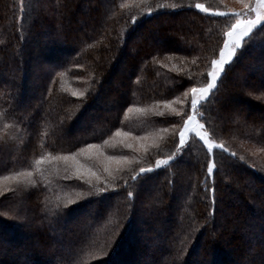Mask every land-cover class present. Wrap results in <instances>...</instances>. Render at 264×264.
Segmentation results:
<instances>
[{"label":"trees","instance_id":"trees-1","mask_svg":"<svg viewBox=\"0 0 264 264\" xmlns=\"http://www.w3.org/2000/svg\"><path fill=\"white\" fill-rule=\"evenodd\" d=\"M205 1L209 2L207 7H220L212 0ZM196 2L28 0L26 10L22 11L20 0H0V177L12 176L24 165L29 170L36 168L29 161L38 158L41 148L47 149L45 154L74 152L87 144H102L115 135L116 129L126 131L128 124L138 128L136 134L150 127L160 132L157 140L141 153L126 152L137 161L135 167H152L157 158H166L176 151L178 139L172 125L181 126L182 121L171 113L173 109L188 110V98L182 93L193 85L201 87L208 82L205 73L209 71V61L222 46L223 32L232 22V18L179 7ZM165 3L169 7H157ZM172 4L178 7H170ZM149 6L154 11L145 13ZM133 15L137 17L134 25ZM137 35L139 43L133 54L128 45ZM252 36V46L242 52L238 50V59L225 66L222 83L218 81L219 91L210 94L197 109V118L205 125L209 137L216 144L222 142L227 149V152L212 149L216 170L211 178L206 172L209 151L194 134H190L182 156L169 166L137 181L131 180L126 172L115 173L128 179L127 189L121 186L108 195L80 196L83 200L77 204L60 203L58 197L63 194L60 191L57 194L53 187L65 189L61 182L44 181L43 187L38 177L37 184L29 185L28 190L19 188L15 193L23 191L21 197L33 206L30 216L43 225L41 229L35 227L37 234L30 244L37 242L45 249L53 246L60 249L61 244L44 221L45 215L57 210L70 220L79 217V211H88V204L93 203L97 205L96 211L93 215L87 213V217H97L89 232L95 233L88 236L94 244L88 245L86 256L101 254L106 243L110 247L105 258L91 264H113L126 248L127 256L132 257L120 264L139 260H143L141 264H165L167 258L173 264H234L237 258L248 264H264V119L255 114L264 103V29L257 26ZM244 43H249L247 38ZM122 45L125 48L119 57ZM117 57L126 60L121 70L123 75L113 82L125 89H104V76ZM44 70L46 77L41 80L40 91L27 94L32 89L30 83L39 81ZM30 73L35 76L29 77ZM66 85H73L77 93L84 95H73ZM99 94L103 95L104 104L112 103L110 111L98 117L100 123L95 124L94 115L86 120L85 129L68 132L85 117L88 106ZM28 98L37 104L30 109V116L19 110V104ZM166 101L172 104L168 106ZM180 101H184L183 106ZM239 103L247 104L248 109L236 111ZM128 108L134 109L129 118H124ZM22 125L28 132H24ZM17 126H20L18 135H23L25 141L24 150L17 146L18 151L13 150V143L4 145V141L13 140ZM20 151L26 162L14 164ZM97 183L105 188L102 182ZM18 185L19 182L12 184L15 190ZM213 186L214 200L210 191ZM128 190L133 191L134 198L126 197ZM85 191L88 190L79 193ZM72 194L69 197L76 199L78 193ZM49 199L59 203L46 211ZM103 200L110 201L113 212L108 214L98 206ZM234 201L241 205H235ZM251 201L261 206L256 209ZM1 211L9 212V209L1 206ZM231 211L233 216L228 218ZM1 226L2 237L18 245L17 253L21 255L15 254L16 249H7L3 256L6 247L0 243V257H7L1 264L61 261L73 264L68 257L58 259L56 252L32 250L28 255L29 246H24L26 230L6 221ZM233 226L238 235L228 230ZM75 229L66 235L67 240L72 241L80 228ZM249 229L259 231L242 232ZM145 230L149 235H145ZM228 238L237 241L232 242L238 249L236 253L230 249L232 244L224 243ZM243 239L258 245L254 253L248 251L250 242L248 247L241 245ZM154 242L158 243L156 248H152ZM143 250L140 254L143 257L139 258L137 255Z\"/></svg>","mask_w":264,"mask_h":264},{"label":"rangeland","instance_id":"rangeland-1","mask_svg":"<svg viewBox=\"0 0 264 264\" xmlns=\"http://www.w3.org/2000/svg\"><path fill=\"white\" fill-rule=\"evenodd\" d=\"M212 1H214L215 3H217L220 6L219 9H223V10H227V9H230V8L239 9V8L242 7V5L239 3V0H212ZM20 3H21V0H20ZM201 3H203L207 7V4L209 2H207L205 0H202ZM27 4H28V0H23V4L21 3V10L22 11L26 10ZM155 10H158V9H155ZM153 11H154V9H153ZM138 43H139V35H137L136 38H134L133 40H131L129 42L128 48H130V50H131V52L133 54L135 53L134 48L138 45ZM124 48H125V45H122L119 57L123 56L122 54L124 52ZM124 58L125 59L120 61V58L117 57L111 63L109 72L106 74V76H104L105 79H103V82H104V86L103 87H104V89H108V90L110 88L112 90H120L122 88L125 89V87H122V86H117V85L115 86L114 82H113L114 80H117V79L119 80V78H121V76L123 75L121 70H122L123 65H125V61L124 60H126V57H124ZM46 70H47V68H46ZM46 70H44V72L42 73V76L39 78V81H37V82L33 81V82L30 83V86H31L32 89L30 91H27V94H31V93L33 94L35 92L37 93V92L40 91V87L39 86L41 84V80H43L46 77ZM29 75H30L29 77H31V78H33V76H35L34 73H30ZM67 87L73 93H77V91H78V89L76 87H74L73 85L67 86ZM16 97H18V94H17ZM102 97H103V95L99 94V95H97L96 97L93 98L94 101L92 100L93 102H91V105L88 106L89 108H87V106H86V108H87L86 112L87 113H86L85 117H82V119L77 122L75 127L71 126L68 132L73 133L75 131V132L78 133L81 130L85 129L86 126H87L86 120H88L90 117H93L94 115L96 116L95 117L96 119H94L95 124L100 123L99 118H101V115H104L107 112H109L111 107H112V103L111 102H107V103L104 104L102 102ZM187 98H188V101H189L190 95ZM263 104L261 105L262 109H258L257 111H255V114H257V116L259 118H261V119L262 118L264 119V109H263L264 106H263ZM38 105H40L39 102H38ZM35 106H37V104H35V102L33 100L28 98V99L24 100V102L19 104V110H21L22 112L29 113L28 115L30 116V113H31L30 109L32 107H35ZM168 106H169V104H168ZM171 107L173 108V106H171ZM116 109H118V107H115V110ZM133 109L134 108H132V110ZM247 109H248V106L245 103H241V104L239 103L236 106V108H235L236 111H245ZM131 112L127 111V113L124 115V118H129L131 116ZM25 126H26V124H25ZM22 127L26 129L24 132H28V130H29L28 128L24 127L23 125H22ZM19 128H20V126H17V129L13 130V140L4 141V145H6V144L8 145V144H12L13 143V145H12L13 146V150L16 149L17 151L19 150L17 148V146L19 148H21V150H24L23 149V144H25L24 136L23 135H18ZM137 130H138V128H135L134 126L128 124L127 127H126V131H124V130L121 131V135L120 136H115V135L112 136V139L109 140V145L103 146L104 154L105 155H115V156L127 155L126 152H130L129 150H131L134 153H141L144 149H146L147 146H149L151 143L155 142L157 140V138L159 137V135H160V132H158L157 129L151 128V127L146 129L145 132H143V133L140 132V134H136ZM202 131H205V130L202 129ZM15 132H17V135L15 134ZM125 133H129L130 135H124ZM187 139H189V137H187ZM120 141H125L127 143H130V144L133 145V147L131 149L123 147L119 143ZM1 143L2 142L0 141V146H1ZM112 144H115L116 147L115 148L111 147ZM215 144L216 143L214 142V145ZM46 150L47 149H43V148L40 149V152H39L40 154H39L38 158H36V160H38L40 158V156H42V155L48 157V159H46L40 165V171H34L33 172L32 179H34L36 181V184H37L38 177H39L40 183L42 184L43 187H44V181L45 182H49L51 180H57V181L61 182L60 185H63L64 187H66L65 189H67V190L63 189V187H61V186L59 188H58V186L57 187H53V188H54V190H57L56 191L57 194L60 191L63 195H65V196L62 195L61 197H58V199H60V203H64L65 206L66 205H73V204H77L78 202H81L83 200L82 198L73 199V198H71V196L69 197V194H72L73 191H76L77 193H79V192L82 191V189L89 190L88 187L87 186L80 187V186L83 185V181L65 179L66 176L71 177V176L74 175V172H73V170L71 168V164L73 162L70 161L68 163V171L66 172L65 171V162L63 160H59V161H52L51 160V157H57V156H61V155H66L69 152H67V153H58V154H53V153L45 154ZM89 151L90 152H95L96 150L93 149V150H89ZM41 152H42V155H41ZM74 152H76V151H74ZM49 154H51V155L49 156ZM127 156H129L130 158H134L132 155H127ZM77 159H79L81 161V163H90L91 162V161H89L88 156H87L86 153L80 154L77 157ZM100 159L103 160L104 156H101ZM35 161H31L30 160L29 163L30 164H34V166H36ZM17 162H26L24 154L21 151H20L19 154H17V157H15L14 160H13L14 164L17 163ZM111 166H112V168L116 167V163L112 162ZM147 167H149V165ZM147 167H145V168H147ZM22 168L23 169H21V171H33V169H35V168H33L32 170H29L28 168H25V165L22 166ZM41 171L43 172V175H41ZM12 176L0 177V231H1V233H0V243L3 246L6 247V249L4 251H2L3 256H6L7 252H5V251L7 249H8V251H10V250L13 251V249H16L17 251L14 250V251H16V253L15 252H13V253H15V254L19 255V257H21V255L19 253H17L18 251H20L19 246L14 244L9 239H5L4 237H2V236H4L3 235L4 234V229L2 228L1 224H2L3 221H6V222H11V223L16 224L17 228L19 230H21V229L22 230H26V235H25L26 239H25V245L24 246L28 245L30 247V248L29 247L27 248L28 255L33 253L32 250H34L35 252L36 251H40V250H44L45 253H49V254L50 253L54 254L56 252L58 259H59V257H63V258L68 257V258L73 260V264H91L92 262L97 261L101 257H103V258L106 257V253H107V251H109V247H110V245H108L107 243L102 247V253L101 254H99L100 253L99 252V253L95 254L94 256L93 255H91L90 257L86 256L88 254V251H87L86 248L88 247V245H92L93 246V244H94L93 243L94 242L93 239H89V238L95 232H93L91 234L89 232H90V230L93 227V225H92L93 221L97 217H93V219H91L90 217H87V213H89L90 215H93V213H95V211H96V209L94 207L96 204H93V203L92 204H88V206H87L88 207L87 208L88 211H86V209L83 210V211H79V214H78L79 217L76 218V216H75V218L73 217L72 219L68 220V219H64L66 217H62V216H64L63 213H57V210L55 211V213H57V214L49 212L51 207H56L53 204H58L59 203V202L58 203L52 202V200L49 199L47 201V205L45 206L46 211L49 209V211H48L49 214L45 215L47 218H45L44 221L45 222L47 221L46 224L51 227L52 236H55L56 240L61 244V247L59 246L60 249L57 248L58 250L54 246H53L52 249H45L44 247H42L40 245L38 246L37 242H34L31 245L30 244V242L32 240L31 238L35 237V235L37 234L35 232L36 231L35 229L36 228H40L41 229L43 225H39L38 221H35L30 216L33 206L31 204H29L27 202V200L25 201V199L23 197H21V193L23 191L20 194H18V195L16 194L15 195V193L17 191H19V188L28 190L29 189V185H31V184H27L26 185L22 181H17L16 179H13V178H8V177H12ZM40 177H42V178H40ZM43 178H45L46 180H42ZM16 182L20 183V185L17 186L18 190L17 189L15 190L13 188V186H12V184H14ZM76 188H80V189H76ZM112 191L113 190L109 189V190H106L103 193L105 195L106 194L108 195V194H112ZM49 192L51 193V190H49ZM75 194L76 193H74L72 195H75ZM69 199H71L73 201L72 204H68L67 203V201ZM109 202H110L109 200H103V201H99L98 202V206L99 207L102 206L103 208H105L104 211H106L108 214H109V212L110 213L113 212V206H111L109 204ZM15 203H16V205H15ZM251 204H254L256 209H258L261 206V205L257 204L254 201H251ZM235 205H239L240 206L241 204L239 202H235ZM1 206H3L4 208L9 209V212L1 211ZM98 208H97V210H98ZM233 213L234 212L231 211V213L227 214L228 218L229 217L231 218L233 216ZM75 228H80L79 232H77L75 234V236L72 239V241L71 240H67L66 235L70 231H73ZM235 229L236 228H234V226H233V227H230L228 230L231 231V232L233 231V233L235 235L236 234L238 235L239 232H236ZM75 231H76V229H75ZM139 231H138L137 235H139V233H140ZM145 231H144L145 235H149L147 230H145ZM243 231H244V233H246L248 231L249 232H251V231L252 232H254V231L258 232L259 230L249 229V230H242V232ZM219 233L220 232L218 231L217 234H219ZM131 234H130V236H131ZM7 236H9V235H7ZM88 236H89V238H88ZM130 236H129V239H131ZM19 238H21V236H19ZM77 242L78 243L80 242L79 245H75ZM232 242H237V241L236 240H232L231 238H228V239L225 240L224 243L225 244H232ZM249 242L251 243V245H249L250 249L248 251L249 252L252 251V253H254L256 248L258 247V245L255 246L254 243L251 242L250 240L248 241L247 239H243L242 242H241V245H244V247L245 246L248 247ZM258 243H260V242H258ZM157 245H158V243L154 242L152 248L154 246L156 248ZM230 249H231L232 253H236L238 251V249L235 246H233V244H232ZM143 252H144V250L141 251L138 255L137 254L136 255L139 258H141V257H143V255L140 256V254H142ZM148 252H149V250H148ZM132 254H133V252H132ZM127 255H128V251H127V248H126L121 253L120 258H118V260L114 261L113 264H120V261L125 260V258L132 257V255H129V256H127ZM5 258H7V257H5ZM5 258L4 257H0V264L4 260H6ZM54 260H55V257H54ZM142 261L139 260V261H136V263L137 264H141ZM133 263L136 264L135 261ZM166 263L167 264H173V263L170 262L169 258L165 259V264ZM56 264H62V261L61 262H57ZM106 264H109V263H106ZM234 264H248V261H246V260L239 261V259L237 258V260H235Z\"/></svg>","mask_w":264,"mask_h":264},{"label":"snow or ice","instance_id":"snow-or-ice-1","mask_svg":"<svg viewBox=\"0 0 264 264\" xmlns=\"http://www.w3.org/2000/svg\"><path fill=\"white\" fill-rule=\"evenodd\" d=\"M23 4V0H21ZM239 3L242 5L241 8H230L227 10H220L219 8L206 7L203 3L197 2L195 4L180 5L179 7H188L199 10L202 13L210 14L213 17H219L224 19L232 18V22L228 25L227 30L223 32V43L222 46L218 48L217 54L214 58L209 61V71L205 73L208 77V82L201 87L193 85L190 89L182 93L184 97H189L187 108L188 110L177 111L173 109L171 115L179 117L182 121L181 126L172 125L177 133L178 144L176 151L171 155H168L166 158H157L152 167H135L137 161L134 158H130L127 155H105L103 152V146L109 145V139L102 141V144H87L82 148H79L76 152H69L66 155H61L57 157H51L52 161L63 160L65 162V171H68V163L71 161V168L74 172V175L71 177L66 176L65 179L68 180H79L83 181L82 186H87L88 191L78 193L77 199L80 196L84 197H94L99 194H102L106 190H117L119 187H124L127 189L129 187L128 179H125L123 175H116L115 173H127L129 178L133 181L143 180L147 178V174L154 173L157 169L169 166L171 163L177 160L178 156H182L183 151L188 144V139L190 134H194L198 137L207 147L209 151V157L206 165V172L208 178L212 177L214 170H216V163L212 155V149L214 147L224 150L225 145L221 142L215 144L209 138V133L207 131H202L205 128V125L200 123L197 119V109L198 106L206 101L210 94L214 91H219L218 81L222 83L221 76L225 73V66L234 62V59H238V50L243 51L248 47L252 46L253 43V31L257 29V26H261L264 29V0H239ZM157 7H169L167 3L163 5H157ZM172 8L178 7L175 4L170 5ZM146 13H152L153 8L147 7L144 9ZM137 17L133 15L131 17V23L134 25L136 23ZM248 39L249 43L245 44V39ZM73 95L83 96L84 93H73ZM166 104H171L170 101H166ZM180 104L183 106L184 101H180ZM128 111L131 112L132 108H128ZM142 111V110H141ZM164 115V113H161ZM203 118V114H199ZM121 130L116 129L115 136H120ZM124 135H130L125 133ZM123 147L131 149L132 144L125 141L119 142ZM111 147L115 148L116 145L112 144ZM95 149V152H90L89 150ZM86 153L90 163H81L77 157ZM51 154H49L50 156ZM235 155V153H231ZM104 156V159L101 160L100 157ZM48 157L40 156L38 160L35 161L36 168L33 171H20L16 172L12 177L17 181H22L23 183L35 185L36 181L32 179L34 171H40V165ZM243 159V157H240ZM112 162L116 163V168H112ZM41 175L43 172L41 171ZM117 181H120V184H117ZM97 182H102L105 185V188H100ZM207 187V185H205ZM210 191L213 193L212 199H215V187L213 186ZM126 197L131 199L134 198L133 191H126ZM68 204H72L73 201L69 199ZM183 254L182 252L180 253Z\"/></svg>","mask_w":264,"mask_h":264}]
</instances>
